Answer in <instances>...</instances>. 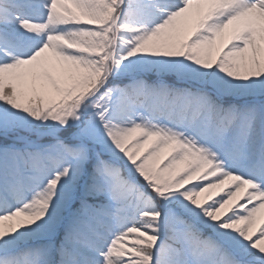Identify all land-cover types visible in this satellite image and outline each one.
<instances>
[{"label":"snow or ice","instance_id":"6c2138e0","mask_svg":"<svg viewBox=\"0 0 264 264\" xmlns=\"http://www.w3.org/2000/svg\"><path fill=\"white\" fill-rule=\"evenodd\" d=\"M0 264H264V0H0Z\"/></svg>","mask_w":264,"mask_h":264}]
</instances>
